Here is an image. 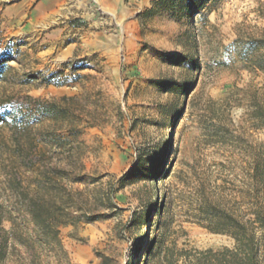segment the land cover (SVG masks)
<instances>
[{
  "label": "rangeland",
  "instance_id": "rangeland-1",
  "mask_svg": "<svg viewBox=\"0 0 264 264\" xmlns=\"http://www.w3.org/2000/svg\"><path fill=\"white\" fill-rule=\"evenodd\" d=\"M36 1L0 0V61L7 67L0 73L1 227L10 231L11 216L33 228L14 206L12 175L24 183L32 176L18 167L15 145H43L45 133L79 130L72 140L84 144L86 184L71 187L85 190L90 202L110 190L111 206L99 207L103 217L94 222L60 228L62 253L36 244L32 253L45 264H101L102 256L107 264H160L144 255L160 220L178 250L232 249V237L206 231L189 211L203 175L218 184L234 178L215 166L227 165L231 145L246 139L264 151V129L249 117L252 98L264 102V78L239 59L234 44L264 30V0H206L180 16L147 13L156 0H62L52 17L35 23ZM61 96L81 97L97 126L72 117L54 124L34 110L33 100ZM211 115L242 140L214 143ZM14 120L26 130H15ZM146 159L159 164L158 174L119 181ZM15 247L0 264H28L30 251Z\"/></svg>",
  "mask_w": 264,
  "mask_h": 264
},
{
  "label": "trees",
  "instance_id": "trees-1",
  "mask_svg": "<svg viewBox=\"0 0 264 264\" xmlns=\"http://www.w3.org/2000/svg\"><path fill=\"white\" fill-rule=\"evenodd\" d=\"M205 1L156 0L147 13L171 11L180 16L187 11L201 10ZM234 41L239 59L264 78V30L256 36H238ZM5 69L7 67L0 61V73ZM81 99L61 96L59 100H33V107L40 117L50 118L54 124L60 125L72 117L77 122H86L88 126H97L93 121L96 118L94 111L84 108ZM68 104H71L72 110L66 107ZM168 110L164 109L162 114L166 115ZM249 117L256 128L264 129V102L252 98ZM216 119L215 115L209 119L210 138L214 143L223 145L228 141L233 144L242 140ZM12 124L15 130H26L23 123L14 120ZM79 133V130H69L67 136H60L48 132L45 133L43 145L39 141L15 145L12 154L18 159V167L32 176L24 183L16 177L17 174L12 175L16 182L15 185L10 184L15 193L14 206L21 209L33 228L29 232L17 223L16 218L9 216L12 227L6 231L1 227L3 212H0V263L7 258L9 250L21 245L30 251L28 264H45L34 254L35 251L32 253L36 244L56 254L62 253L60 228L94 222L103 217L98 211L99 207L111 206L110 190L101 192L98 198L90 202L85 190L77 191L71 187L74 183L86 184L82 164L84 144L72 140ZM237 146L229 147L227 165L221 162L215 164L222 169L229 168L234 178L218 184V178L212 180L207 174L203 175L193 191L194 204L189 211L192 220L206 231L232 237L234 247L216 252L212 249L178 250L175 240L169 239L168 225L160 220L157 233L144 252L149 257L148 261L159 257L160 264H264V151L260 144L254 145L246 139ZM53 153L59 157L55 159ZM236 155L241 160L239 173H235L238 167ZM148 162H155V165L150 168L146 164ZM158 168L159 164L153 159L139 160L134 169L125 173L119 181H131L135 174L152 178L159 173ZM73 172H77V175L73 176ZM227 184L230 187H226ZM101 259V264H107L110 260L104 256Z\"/></svg>",
  "mask_w": 264,
  "mask_h": 264
},
{
  "label": "crops",
  "instance_id": "crops-1",
  "mask_svg": "<svg viewBox=\"0 0 264 264\" xmlns=\"http://www.w3.org/2000/svg\"><path fill=\"white\" fill-rule=\"evenodd\" d=\"M62 0H38L32 6V13L35 23H39L44 14L52 17L53 13L57 11Z\"/></svg>",
  "mask_w": 264,
  "mask_h": 264
}]
</instances>
